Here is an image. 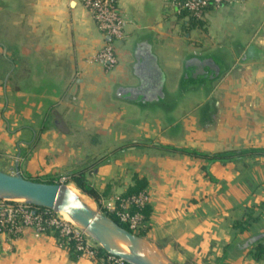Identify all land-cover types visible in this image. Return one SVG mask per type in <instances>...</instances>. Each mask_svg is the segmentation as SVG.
Returning <instances> with one entry per match:
<instances>
[{
    "label": "crops",
    "instance_id": "obj_1",
    "mask_svg": "<svg viewBox=\"0 0 264 264\" xmlns=\"http://www.w3.org/2000/svg\"><path fill=\"white\" fill-rule=\"evenodd\" d=\"M13 1L0 0V32L14 34L0 41V170L33 179L87 164L99 202L145 178L143 236L173 261L264 264V238L250 242L264 233V153L209 163L154 147L264 150V0L202 20L168 0H117L126 36L110 69L95 60L107 38L82 0ZM194 57L217 68L193 74ZM72 255L51 232H0V264H99Z\"/></svg>",
    "mask_w": 264,
    "mask_h": 264
},
{
    "label": "built area",
    "instance_id": "obj_2",
    "mask_svg": "<svg viewBox=\"0 0 264 264\" xmlns=\"http://www.w3.org/2000/svg\"><path fill=\"white\" fill-rule=\"evenodd\" d=\"M91 13L98 29L107 38L105 45L97 52L95 60L106 68H113L118 63V55L113 40L126 36V20L121 13L117 0H82ZM236 0H168L170 6L178 13L187 12L197 20H202L210 8L231 5ZM68 175L59 176V182L71 183ZM149 202L146 191L126 197L114 196L110 200L99 202L100 207L108 212H115L119 220L128 225L131 232L143 235L146 219L143 209ZM105 212V211H104ZM27 227H33L38 233L57 230L58 241L68 246V239L75 242L76 250L81 256L97 259L99 244L88 234L67 220L62 213L52 209L27 203L22 199H0V232L11 237H20ZM98 245H97V244ZM102 264H128L124 259L107 254Z\"/></svg>",
    "mask_w": 264,
    "mask_h": 264
},
{
    "label": "water",
    "instance_id": "obj_3",
    "mask_svg": "<svg viewBox=\"0 0 264 264\" xmlns=\"http://www.w3.org/2000/svg\"><path fill=\"white\" fill-rule=\"evenodd\" d=\"M151 65L154 71H159L155 62ZM186 68L196 74L214 71L213 68H217V65L212 58L194 57L187 61ZM137 91L140 90L122 89V93L126 95ZM0 199H22L35 206L67 213L74 224L108 254L120 257L129 264H178L167 255L161 245L122 226L104 212L97 200L71 183H48L26 178L17 165L14 173L0 170ZM263 238L264 233L254 236L250 242Z\"/></svg>",
    "mask_w": 264,
    "mask_h": 264
},
{
    "label": "trees",
    "instance_id": "obj_4",
    "mask_svg": "<svg viewBox=\"0 0 264 264\" xmlns=\"http://www.w3.org/2000/svg\"><path fill=\"white\" fill-rule=\"evenodd\" d=\"M183 13H185V12H183ZM154 147L157 150L164 151L167 153H173V154L174 153H184V154L192 155L195 157H201V158L206 159V161H208L209 163L218 162V161L222 162V163H226V162L231 161V160H236L239 158L242 159L247 154L251 155V154H256V153H264V150H261V152H260V151L254 150V149H250V150L243 149L240 151H226V152H216V153H204V152L198 151L197 149L185 148V147L179 148V147H175V146H171V145H163V144H157ZM95 163H94V165H95ZM92 167L93 166H91L90 169ZM88 169H89L88 165L86 164L83 167L81 166L79 168L72 170L70 172V174H68V176L70 178L69 181L73 182L80 190H82L86 194L90 195L91 197H93L95 200H97L99 202L95 188L90 184L89 180L87 179L86 173H87ZM33 179L37 180V181L48 182V183L59 182V176L58 175L57 176L47 175V176H42V177L40 176V177H36ZM146 186H147V181L145 178H136L135 183L128 189L127 192L122 193L121 197H126V196L133 195V194H139V193L145 191ZM146 207H147V205H146ZM145 208L143 209L144 214H145ZM104 211L106 212V214L111 216L114 220H116L122 226L129 229L127 224H125L119 220V218L116 216L115 212H108L105 209H104ZM54 233H55L56 237H58V238L61 237L57 230ZM67 243H68V247L70 248V250L73 254L72 258L76 259L79 256H81V253L78 250H76V245H75V242L73 240L68 239ZM97 250H98L97 260H98L99 264H102L101 263L102 259L105 258L108 253L100 246L97 247ZM256 251H257L256 257L263 256L264 255V245L257 246Z\"/></svg>",
    "mask_w": 264,
    "mask_h": 264
},
{
    "label": "rangeland",
    "instance_id": "obj_5",
    "mask_svg": "<svg viewBox=\"0 0 264 264\" xmlns=\"http://www.w3.org/2000/svg\"><path fill=\"white\" fill-rule=\"evenodd\" d=\"M6 2H7V5L5 4V2L3 3V6L5 5V8H13V9H16L17 7H20L19 6V3L17 2V1H13V0H6ZM12 5V6H11ZM14 5V6H13ZM12 20V19H11ZM10 21V20H9ZM6 26V25H5ZM6 27H8V25L6 26ZM10 27H12L11 26V23H9V27L8 28H10ZM14 34H12L11 32H9V33H5V31L3 30V33H1L0 32V41H4V40H7V39H11L12 38V36H13ZM1 56V55H0ZM167 110V109H166ZM71 184L72 185H74V186H76L73 182H71ZM99 203V202H98ZM97 244V243H96ZM98 245V244H97Z\"/></svg>",
    "mask_w": 264,
    "mask_h": 264
},
{
    "label": "bare ground",
    "instance_id": "obj_6",
    "mask_svg": "<svg viewBox=\"0 0 264 264\" xmlns=\"http://www.w3.org/2000/svg\"><path fill=\"white\" fill-rule=\"evenodd\" d=\"M62 214L67 220H70L74 223L73 219L67 213L63 212Z\"/></svg>",
    "mask_w": 264,
    "mask_h": 264
}]
</instances>
